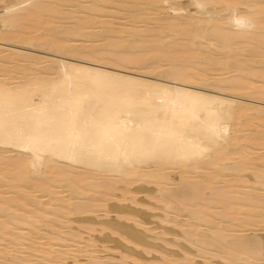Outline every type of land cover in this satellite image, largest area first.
Wrapping results in <instances>:
<instances>
[{
    "label": "bare ground",
    "instance_id": "6f19581e",
    "mask_svg": "<svg viewBox=\"0 0 264 264\" xmlns=\"http://www.w3.org/2000/svg\"><path fill=\"white\" fill-rule=\"evenodd\" d=\"M237 96L264 102V0H0V264H264Z\"/></svg>",
    "mask_w": 264,
    "mask_h": 264
},
{
    "label": "rangeland",
    "instance_id": "374dc122",
    "mask_svg": "<svg viewBox=\"0 0 264 264\" xmlns=\"http://www.w3.org/2000/svg\"><path fill=\"white\" fill-rule=\"evenodd\" d=\"M1 5H3V4H1ZM8 43H3V41H2V47H5L6 49H8V48H12L10 45H7ZM8 47V48H7ZM4 48V49H5ZM17 48V47H16ZM19 48H22V50L23 51H27V53H32L33 55H38V56H42V57H51V58H59V54H55V53H52V52H49V51H46V50H44V49H41V48H35V47H29V46H21V47H19ZM35 48V49H34ZM39 49V50H38ZM41 49V50H40ZM46 52H47V54H46ZM74 61L75 62H82V61H79V60H77V59H74ZM123 72H128V71H123ZM236 99H238V100H240V101H243V102H245V103H249V104H251V105H257L258 107H261V108H264V102L263 101H259V100H255V99H252V98H248V97H241V96H237L236 97ZM256 106V107H257ZM41 168L39 167V166H34V170L36 171V172H40L41 170H40ZM174 176L177 178V179H179V173H175L174 174ZM142 196V195H141ZM148 199H150V198H148ZM151 200V199H150ZM149 200V201H150ZM153 201H155V200H153ZM152 200L150 201V202H153ZM123 204H124V202H122ZM125 203H127V202H125ZM158 210V209H157ZM156 209H155V213H154V211H153V213H152V210H151V212L150 211H148V214L149 215H151V216H153V217H150V218H152V220H151V223H152V221H154L153 219H159L158 217H155L156 215H154V214H157V212L158 213H160L159 212V210L157 211ZM153 214V215H152ZM111 218V217H110ZM109 218V219H110ZM102 220H108V217H101V219L99 218V220H98V222H100V221H102ZM159 221V220H158ZM158 221H155V222H153V224H151L150 223V225L148 226L149 228H153V229H155L156 227H160L159 228V230H158V228H156L157 230H155L156 232H158L159 231V233L160 232H162V231H165V230H163V229H165V228H167L168 229V226H166L164 223H162V226L161 225H159V222ZM160 223V224H161ZM98 224V226H95L93 223H92V225H94L95 226V228H97V230H99V231H97V232H92L95 236L97 235V234H100L102 237H100V235H97V237H98V239H107V241H106V243L105 244H103V243H100L102 246L103 245H107V246H109V247H113V246H115L114 244L115 243H117L116 241H114V240H112V239H119V236H118V233L116 234V233H114L115 235H113V233H111V230H110V232H109V228H107L105 231H104V227H103V225H100L99 223H97ZM155 224V225H154ZM87 225H90V224H87ZM100 225V226H99ZM75 226H76V224H75ZM152 226V227H151ZM156 226V227H155ZM170 229H172V230H177L178 228H175V227H173V228H175V229H173L172 228V226L170 225ZM101 230H102V232H104L105 234H101L100 232H101ZM84 231V230H83ZM86 233H88V232H85L83 235H85V237H89L88 235H90V234H86ZM96 233V234H95ZM111 233V234H110ZM146 233H148V234H150V235H148V236H150V238H148L147 240L151 243V244H153V245H156V246H158L157 248H159V247H161V249L162 250H164V248H165V246H163L162 244H164L165 242H164V238L163 239H161V240H159L158 238H156V237H154V239H153V236H151V235H153L154 233H151V232H146ZM110 235V236H108V235ZM163 234L164 235H166V234H168L167 236H165V238H166V240L165 241H168V244H170L171 242H176L177 243V240H179V239H175L174 238V236L172 237V235H169V233H161V235H160V237H162L163 236ZM106 235V236H105ZM117 235V236H116ZM156 235V234H155ZM154 235V236H155ZM111 236H114V237H111ZM100 237V238H99ZM116 237V238H115ZM152 237V238H151ZM164 237V236H163ZM173 238V239H172ZM121 239V238H120ZM119 239V240H120ZM121 240H123V239H121ZM173 240V241H172ZM181 240V241H180ZM179 241H180V243H179V241H178V243L177 244H186L187 245V243H186V241L185 240H182V239H180ZM102 241V240H101ZM123 241H125V240H123ZM185 241V242H184ZM115 242V243H114ZM126 242V241H125ZM170 242V243H169ZM132 245V244H131ZM102 246H100L99 248L101 249V250H107V252H103V251H101L103 254L104 253H106V254H112V253H110L111 251H116L115 252V254L117 253V250L118 249H116V248H114L115 250H109L108 248H103ZM128 246H129V244H128ZM133 246V245H132ZM169 246H170V248H169ZM171 246H173V245H168V246H166L167 248H165V250L166 251H178V252H183V250H181V249H179L180 247H176V246H173V247H171ZM130 247V246H129ZM121 248V247H120ZM155 248V247H154ZM153 248V249H154ZM156 248V249H157ZM122 249V248H121ZM121 249H119V250H121ZM160 248H159V250H161ZM179 249V250H178ZM140 250V249H139ZM110 251V252H109ZM158 251V250H157ZM157 251H154L155 252V254H157L158 256H159V253L157 252ZM154 252H152V253H154ZM118 253H119V251H118ZM117 253V254H118ZM147 254H150L151 255V257L152 256H154V254H151V253H147ZM157 255H155V256H157ZM264 262V261H263Z\"/></svg>",
    "mask_w": 264,
    "mask_h": 264
}]
</instances>
